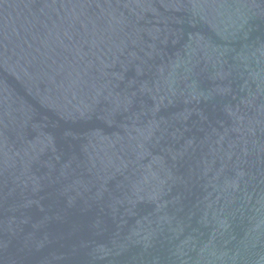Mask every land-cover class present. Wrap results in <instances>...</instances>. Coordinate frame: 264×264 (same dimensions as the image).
I'll return each mask as SVG.
<instances>
[{
  "label": "water",
  "instance_id": "obj_1",
  "mask_svg": "<svg viewBox=\"0 0 264 264\" xmlns=\"http://www.w3.org/2000/svg\"><path fill=\"white\" fill-rule=\"evenodd\" d=\"M0 264H264V0H0Z\"/></svg>",
  "mask_w": 264,
  "mask_h": 264
}]
</instances>
